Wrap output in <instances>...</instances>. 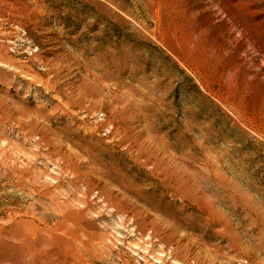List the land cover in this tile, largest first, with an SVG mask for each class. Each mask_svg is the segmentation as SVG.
<instances>
[{
    "label": "rangeland",
    "instance_id": "374dc122",
    "mask_svg": "<svg viewBox=\"0 0 264 264\" xmlns=\"http://www.w3.org/2000/svg\"><path fill=\"white\" fill-rule=\"evenodd\" d=\"M0 264H264V0H0Z\"/></svg>",
    "mask_w": 264,
    "mask_h": 264
}]
</instances>
